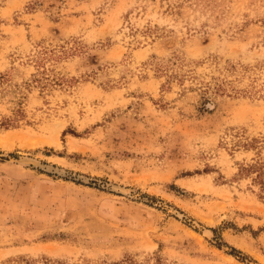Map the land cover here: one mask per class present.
Masks as SVG:
<instances>
[{"label":"rangeland","instance_id":"374dc122","mask_svg":"<svg viewBox=\"0 0 264 264\" xmlns=\"http://www.w3.org/2000/svg\"><path fill=\"white\" fill-rule=\"evenodd\" d=\"M0 264H264V0H0Z\"/></svg>","mask_w":264,"mask_h":264}]
</instances>
